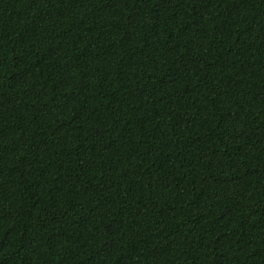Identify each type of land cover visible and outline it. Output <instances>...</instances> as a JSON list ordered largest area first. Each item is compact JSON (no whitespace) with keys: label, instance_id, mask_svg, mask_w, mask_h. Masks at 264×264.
Listing matches in <instances>:
<instances>
[{"label":"trees","instance_id":"1","mask_svg":"<svg viewBox=\"0 0 264 264\" xmlns=\"http://www.w3.org/2000/svg\"><path fill=\"white\" fill-rule=\"evenodd\" d=\"M0 264H264V0H0Z\"/></svg>","mask_w":264,"mask_h":264}]
</instances>
